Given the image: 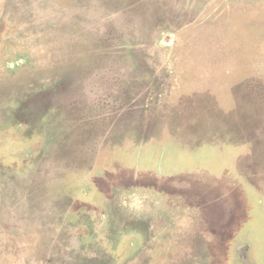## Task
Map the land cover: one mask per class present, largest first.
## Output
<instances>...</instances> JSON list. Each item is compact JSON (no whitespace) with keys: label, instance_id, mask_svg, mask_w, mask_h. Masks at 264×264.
<instances>
[{"label":"rangeland","instance_id":"obj_1","mask_svg":"<svg viewBox=\"0 0 264 264\" xmlns=\"http://www.w3.org/2000/svg\"><path fill=\"white\" fill-rule=\"evenodd\" d=\"M0 264H264V0H0Z\"/></svg>","mask_w":264,"mask_h":264}]
</instances>
